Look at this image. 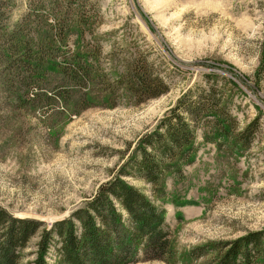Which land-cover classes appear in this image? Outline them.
I'll return each instance as SVG.
<instances>
[{"label": "rangeland", "instance_id": "374dc122", "mask_svg": "<svg viewBox=\"0 0 264 264\" xmlns=\"http://www.w3.org/2000/svg\"><path fill=\"white\" fill-rule=\"evenodd\" d=\"M0 264H264V0H0Z\"/></svg>", "mask_w": 264, "mask_h": 264}, {"label": "trees", "instance_id": "16d2710c", "mask_svg": "<svg viewBox=\"0 0 264 264\" xmlns=\"http://www.w3.org/2000/svg\"><path fill=\"white\" fill-rule=\"evenodd\" d=\"M77 217H80V219H82L81 216H77ZM92 218L93 217L89 214V211H86V219H83L85 227H86L89 234L95 236L96 238H99L100 234L97 231V228H96L95 223H94Z\"/></svg>", "mask_w": 264, "mask_h": 264}]
</instances>
